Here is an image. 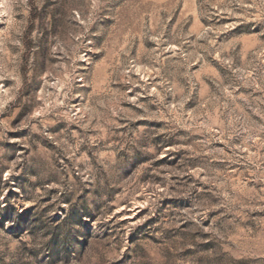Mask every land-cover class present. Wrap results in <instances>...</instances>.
Returning a JSON list of instances; mask_svg holds the SVG:
<instances>
[{
  "label": "rangeland",
  "instance_id": "1",
  "mask_svg": "<svg viewBox=\"0 0 264 264\" xmlns=\"http://www.w3.org/2000/svg\"><path fill=\"white\" fill-rule=\"evenodd\" d=\"M0 264H264V0H0Z\"/></svg>",
  "mask_w": 264,
  "mask_h": 264
}]
</instances>
